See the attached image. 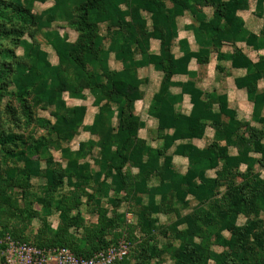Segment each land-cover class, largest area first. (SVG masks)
<instances>
[{"label":"rangeland","instance_id":"1","mask_svg":"<svg viewBox=\"0 0 264 264\" xmlns=\"http://www.w3.org/2000/svg\"><path fill=\"white\" fill-rule=\"evenodd\" d=\"M18 1L31 10L35 22L26 24L17 18H14L13 22L7 21V26L13 24L20 28V31L16 30L17 34L13 33L12 39L1 37V46L12 50L13 63L20 64L15 67L17 70L21 67L25 69L34 66L38 61V52L40 50L46 52L48 60L57 66L59 80L65 82L66 87L53 102L44 104L38 103L39 101L34 98L35 94L28 96L20 93L15 84L8 87L0 86V126L6 131L24 135L26 142L25 144L19 142L17 146L9 145V149L15 150L10 154H5L4 150L0 149V170L3 173H11L26 167L30 161L22 160L14 153L21 149L29 150V145L35 144L37 140H43L47 145L37 152L25 150L27 159L40 161L43 168L74 166L76 170L78 167L82 173L72 179L67 178L53 196L42 192L40 182L36 178L32 179V187L29 189L15 188L10 194L19 207L24 209L25 204L29 203L31 206L29 208L32 212H38V215L29 221L32 214L25 212L14 220V224L19 229H26L23 232L25 236L38 238L41 227L45 224L40 217H44L47 223L45 226L52 231L61 221L57 204L74 190H77L80 197L81 207L80 210L74 209L72 214L81 211L88 223L96 219L90 214L95 206V199L97 203L107 208L112 216L128 211L139 220L141 214L150 208L144 191L150 181L155 183L156 179H159L152 168L155 164H149L152 154L165 144L164 134L170 135L174 131L171 127L159 130L156 120L149 113L150 105L165 84L170 86V91L181 92V87L173 83L188 80L186 75H174L168 80L158 64L163 62L166 65L168 59L173 60L182 55L184 47L182 40H187L192 49H198L195 27L199 26V22L190 10L184 9L180 0H163L165 11L156 18L145 11L136 10L134 6H129L130 0H121L122 6L130 9L127 19L132 23L125 32H131L133 37H129L128 33L120 36L116 33L118 32L116 28L107 23L100 24L97 35L90 44L91 54L94 53L92 57L95 60L92 63L86 61L82 70L72 58L62 59L58 55L57 46L74 48L86 45L77 27L80 6L84 0ZM202 9L207 20L215 19V4L204 6ZM237 14L247 31L254 34L253 44L227 41L228 31H223L224 44L221 51L231 53L235 49H240L254 62H258L264 56V48L257 47L264 43V0H248V6L239 10ZM156 26L169 33L170 40L166 46H163L162 40L154 34L157 32ZM110 47L112 51L105 61L101 56L102 51ZM118 53L123 58H119ZM151 55H156L160 60H150ZM105 66L112 72L124 70L143 81L140 87L142 96L135 100L133 109H126L123 102L119 104L113 97L103 95V88L109 89L107 85L101 83L107 81L104 77ZM189 68L196 72L194 79L198 88L204 92L226 94L228 105L237 111L236 118L241 122L240 128L228 150L229 154L240 155L245 161L235 165L233 171H229V166L225 167L224 160H221L216 168L206 171L207 176L217 178L220 183L216 195L207 203L202 204L186 191L176 187L165 201H160V212L156 215L158 223L150 236L142 234L138 225L129 227L127 232H131L132 248L126 264H137L136 258L141 244L153 248L154 257L150 264H177L180 240L170 229V224L177 219V212L198 216L195 242L199 247L200 264H224L225 256L233 254L234 245L227 243L233 236L225 227L226 215L229 219L235 220L236 226L246 224L251 226V233L243 237L244 249L240 251L242 256L240 264H264V169L258 162L261 154L255 144L258 136L264 146V103L255 111L247 88H239L236 81L237 78L246 76L247 69L235 66L232 59L220 62L216 49H211L208 62L199 63L197 59H193ZM255 88L258 94L264 93V76L256 79ZM25 101L28 108L23 107ZM121 108L125 109L127 114L131 111L141 120L135 143L138 149L149 145V149L153 150L150 153L143 149L137 160L128 162L123 168L125 178H120L114 172L109 173L116 155L114 153L111 155L108 150L106 154L103 153L102 146L106 140L105 144L112 145L110 146L112 150L117 148L116 141L123 127L121 119L124 114L120 112ZM191 108L188 95L177 104V109L185 114H189ZM70 122H75L76 125L71 127L68 125ZM64 130L68 133L65 139L59 135ZM214 133V129L209 125L202 138H194L191 141L200 148H206L214 142ZM220 143L224 145L226 141L222 140ZM175 149L176 145L167 149V153L173 154ZM172 166L180 174H185L190 166L189 159L174 155ZM238 172L248 174L251 180L253 175L259 174L263 181L261 189L250 204L241 200H231L228 196L224 197L230 185L243 180L244 177ZM144 173L148 174L147 186L134 180ZM106 184L109 185L110 199L102 197V190ZM4 208L5 205L0 200V232L6 225L2 223L7 216ZM119 225L124 228L126 222L121 221ZM112 235L113 233L109 234V237ZM1 262L0 250V264Z\"/></svg>","mask_w":264,"mask_h":264},{"label":"trees","instance_id":"2","mask_svg":"<svg viewBox=\"0 0 264 264\" xmlns=\"http://www.w3.org/2000/svg\"><path fill=\"white\" fill-rule=\"evenodd\" d=\"M128 4L129 6H134L133 8L136 10L151 14L154 18L165 11L163 0H130ZM180 4L183 5L184 9L190 10L199 22V26L195 27L198 49H192L187 40H182L184 46L182 55L173 60L168 59L166 65L163 62L158 64V67L162 68L167 75L166 78L168 80L174 75H186L188 80L173 83V85L181 87V92L178 93L170 91V86L165 84L154 97L149 108V113L156 120L159 130H164L166 127L174 129L172 134H164L165 144L156 150L155 154H152V159L149 162V164H155L152 168H154L156 175L159 176V179H156L157 182L150 181L147 186L148 174L145 173L134 179L147 186H145L144 195L150 208L141 214L139 220L134 215V222H128V211L125 214L117 213L116 216H112L109 210L101 203H97L95 199V206L90 214H93L96 219L88 223L81 211L72 214L74 209L78 208L80 210L81 207L80 197L77 194V190H74L72 194L67 195L57 204L61 220L57 228L51 231L49 227L45 226L47 225L45 218L40 217V220L44 221L45 224L41 227L38 238L25 236L23 232L26 229H19L14 224V220L20 218L25 212H30L32 214V216H29L30 221L33 216L37 217L38 212H32L29 203L25 204L24 209L19 207L10 192L15 188L23 190L31 188V181L36 178L40 182L42 192L44 191L48 196H53L54 192L67 178L72 179L82 173V170H79L78 167L76 170H74L76 168L74 166L43 168L40 161L27 159L25 150L35 153L41 147L47 145L46 141L37 140L35 144L29 145V150L21 149V151L14 153L16 157L27 162L28 160L30 161L26 167L19 168L16 172L11 173H3L0 170V200L5 205L4 212L7 215L4 222L2 221L6 225L4 230L0 232V239L9 234L16 239L31 241L40 247H69L77 256L91 257L95 253L105 250L111 244L116 243L124 235L132 243L130 239L131 232H127L129 227L138 225L142 234H145L146 237L150 236L158 223L156 215L160 212V201H165L176 187L186 191L187 194L192 195L202 204L209 202L216 195L220 183L217 178L207 176L206 171L216 168L221 160H224L225 167L229 166V171H233L235 165L245 161L240 155L229 154L228 150L229 145L234 143L235 134L240 128L241 122L236 118L237 111L228 105L226 94L215 91L204 92L198 88L194 79L196 72L189 68V64L193 59H197L199 63L208 62L211 49H216L220 62L221 60L232 59L235 66L247 69L246 76L237 78L236 81L239 88H247L249 99L254 103L255 111L264 103V93L258 94L255 88L256 79L264 76V56L258 62H254L240 49H235L231 53L221 51V47L224 44L223 31H228L227 41H241L249 45L253 44L254 34L247 31L243 21L237 14L239 10L248 6V0H180ZM214 4L215 19L207 20L202 8ZM129 10L122 6L121 0H84L80 6L77 27L81 31L86 45L74 48L59 45L57 46L58 55L62 59L66 57L72 58L84 70L86 61L92 63L95 60L92 57L94 53L91 54L92 46L90 44L97 35L100 24L107 23L109 26L116 28L118 30L116 33L120 36H125L128 33L129 37H133L131 32H125L129 30L132 24L127 19V16L130 15ZM14 18L21 19L26 24L35 22V16L31 10L18 0H0V38L7 37L12 39V34H17L16 30L17 32L20 31V28L13 24L7 26V21L13 22ZM156 30L157 32H154V34L162 40V45L166 46L170 40L169 33L158 26H156ZM128 44L130 45V43ZM257 47L264 48V43ZM110 51H112L111 47L102 51L103 60H107ZM80 56H86V58H80ZM117 56L123 58L120 53ZM12 57H14L12 50L0 44V86L8 87L15 84L20 93L28 96L35 94L34 98L39 101L38 103L44 104L53 102L65 89L66 83L59 80L58 68L48 60L46 52L40 50L37 63L25 69L22 67L18 70L15 69L20 64L18 62L13 63ZM150 60L156 61L160 60V58L156 55H151ZM104 77L107 81L106 83H101L107 85L109 89L103 88V95L113 97L119 104L123 102L126 104V109H133L135 100L142 96L140 87L143 81L126 73L124 70L122 72H112L108 67L104 69ZM38 82L40 83L39 87L37 86ZM185 95L190 97L192 104L189 114L182 113L177 109V104L183 101ZM23 107H29L26 101ZM120 112L124 115L121 119L123 127L116 141L118 143L117 148L112 150V145L105 144L106 140H104L102 146L103 153L106 154L108 150L111 155L113 153L116 155V158H113L112 169L109 173L114 172L120 178H125L123 172L125 165L128 162L137 160L142 152L141 150L145 149L146 152L150 153L153 150L149 149V145L141 146L140 149L135 145L136 138H138L137 134L142 124L140 118L134 116L131 111L127 114L125 109L122 108ZM68 125L74 127L76 124L75 122H70ZM209 125L215 132L214 142L206 148H200L191 140L202 138L206 127ZM59 135L60 138L65 139L68 133L64 130ZM128 137L130 139L129 143ZM222 140H225L226 144L222 145L220 143ZM19 142L20 144L26 143L24 135L6 131L0 126V149L4 150L5 154L15 151L14 149H9V145L17 146ZM177 142L179 143L177 144ZM255 144L257 151L261 154L258 162L264 169V146L260 142V137H256ZM175 145L176 149L173 154H168L167 149ZM174 155H181L189 159L190 166L187 173L180 174L173 168L172 159ZM238 173L244 177L243 180L238 184L230 185L224 197L228 196L231 200H241L246 204H250L257 196L259 189H261L263 181L260 179L259 174L253 175L251 180L248 178V174ZM108 191L109 185L106 184L102 190V197L110 199ZM140 200L141 198H139ZM197 217L194 214L177 212V219L170 224V229L180 240L177 264L201 263L199 247L195 242ZM225 217H227L225 227L231 231L233 236L227 243L234 245L235 250L232 255H226L223 262L224 264H240L242 259L240 251L244 249L243 237L251 233V226L247 224L236 226L235 220L229 219L227 215ZM121 221L126 222V225H123L124 228L119 225ZM118 228H121V230H118ZM112 233V237H109V234ZM128 257L129 255L118 264H126ZM152 257H154L153 248L146 246V244H141L136 263L150 264Z\"/></svg>","mask_w":264,"mask_h":264},{"label":"built area","instance_id":"3","mask_svg":"<svg viewBox=\"0 0 264 264\" xmlns=\"http://www.w3.org/2000/svg\"><path fill=\"white\" fill-rule=\"evenodd\" d=\"M127 220L134 222V215L127 213ZM131 248V242L122 237L105 250L84 257L77 256L69 247H40L9 234L0 239L1 264H118L130 254Z\"/></svg>","mask_w":264,"mask_h":264},{"label":"crops","instance_id":"4","mask_svg":"<svg viewBox=\"0 0 264 264\" xmlns=\"http://www.w3.org/2000/svg\"><path fill=\"white\" fill-rule=\"evenodd\" d=\"M181 91V90H180ZM174 93H178V92H174ZM186 96V95H185Z\"/></svg>","mask_w":264,"mask_h":264}]
</instances>
